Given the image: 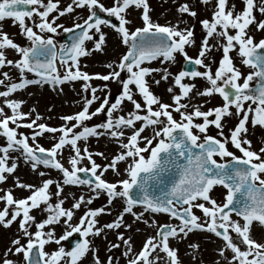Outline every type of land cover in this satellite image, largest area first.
I'll return each mask as SVG.
<instances>
[{"label":"snow or ice","instance_id":"1","mask_svg":"<svg viewBox=\"0 0 264 264\" xmlns=\"http://www.w3.org/2000/svg\"><path fill=\"white\" fill-rule=\"evenodd\" d=\"M242 2V10L236 11L235 3L229 6L228 0H214L211 20L205 18L200 21L206 35L202 38L198 56L193 58L185 49L186 45L195 42L193 28L186 27L181 30L177 26L182 22L180 20L177 25H162L153 21L149 14L148 0H114L111 6H105L101 0H71L63 9L57 7L60 0H47L46 3L45 0H0V19L12 18L30 41L29 46H21L9 38L7 33H0V67L5 64L14 65L20 74L18 82L9 83L6 91H0V96L8 97L10 93L24 89L27 85H56L78 80L84 82L83 90L91 93L90 96L83 97L84 103L80 111L61 117L66 123L59 127H50L45 123L37 124L36 120L26 123L24 126L39 130L32 132L31 145L28 136L24 133L18 134L16 127L9 126L10 122L16 124L17 120H22L30 113L19 110L23 101L5 99L4 103L11 109L12 114H3L4 109L0 108V114H3V118H0V130L6 138V144L0 146V182L6 180L5 173H13L17 168L16 158L10 157L9 152L10 149L17 150L33 170L43 165L62 173L63 184L56 183V196L60 195L63 185H82L88 186L96 196L101 192L106 193L108 204L112 203L113 198H124L126 206L114 221L104 225L108 229H118L123 223L125 213L132 214L138 220L144 219L143 212L134 211L136 205L142 206L145 212L168 214L170 218L179 221L178 224H158L152 220L151 224L157 226L156 235L149 236L141 250L133 254L127 264H153L150 256L158 249L168 257L167 264H181L177 249L170 246V238L183 240L194 230L208 231L222 238L223 245L218 252L224 256L226 250L231 251L229 264H264V243L257 242L250 235L254 222L264 227V157L261 155L264 154V147L259 151L251 150V141L246 135V125L249 121L253 127H264V51H258L264 50V39L254 43L253 37L246 33V29L254 21L258 29L264 30V20L256 21L253 15L254 8L257 7L255 0ZM202 3L208 4L209 0H202ZM74 6L87 8L89 14L72 27L56 24V16L49 19V14L54 10L63 16L73 12ZM132 6L142 10V26L134 30L126 26L130 23L126 19V10ZM258 7L264 14V0H260ZM101 12L115 17L119 23L115 24L103 18L99 15ZM178 12L196 16V12L190 9L187 3L181 4ZM25 18L33 21V24H26ZM102 25L115 29L127 50L118 61L107 64L110 69L107 73L90 74L81 70L79 58L93 49L102 50V45L106 43V33L102 31ZM34 28L39 29V33ZM58 28L69 34L70 43H60L57 47L53 35H43L55 34ZM230 30H234V34H230ZM214 35L223 38L225 42L222 43V58L213 74L211 67L205 64L204 57L215 47L208 43L209 38ZM86 41L94 42L93 49L86 47ZM5 48L14 49L19 53V58L15 61L6 59L3 51ZM233 50L237 51L244 65L253 69L243 77L242 83L239 82L242 73L234 67L230 56ZM175 53L182 54L189 63L204 66L206 70H181L173 75L168 68H152L145 65V62L160 58L161 63L171 62ZM58 59L59 64L64 67L63 74L57 67ZM26 72L34 74V78H27ZM152 73H161L160 79L152 81L157 85L161 80L167 81L170 76L173 77V84L178 86V91L171 86L167 89L172 94V104L163 102L151 91L146 77ZM2 75L9 77L8 72ZM185 77L205 78L211 86L197 91L196 95L211 96L218 93L224 103L206 111L200 107L193 108L191 112L185 111L184 109L191 105L182 103V100L189 97L195 87L194 84L182 82ZM93 78L103 81L111 79L121 84L122 91L114 102H110L107 95L102 99L96 95L98 87H93L90 83ZM254 79L255 88L250 85V81ZM3 83L4 80L0 79V84ZM107 87L105 84L99 90L103 91ZM137 95L141 97L140 100L136 99ZM97 100H100L99 105L90 111V106ZM125 100L131 103L132 109L127 111L126 115H114L121 109ZM245 102H249L247 107ZM233 107L235 112L232 111ZM173 111L179 114V120L174 118ZM97 114H105V120L88 126L85 121ZM231 115L236 116L238 123L229 129L230 135L225 137L222 120ZM194 118H202V122H196ZM71 121L75 122L67 123ZM209 125H214L223 139L207 134ZM150 127L152 134L143 135ZM193 129H197L198 133ZM45 132L56 134L52 137L51 147L46 148L38 143L37 138ZM104 135L113 138L120 150L109 163L100 165L93 159V153L88 147L85 145L82 149L78 142ZM229 141L242 153L241 156L228 149L226 145ZM66 147L70 150L68 167L58 159ZM96 154L103 156V153ZM84 158L90 162V166H79ZM9 159L13 161L10 165ZM121 162L125 165L123 170L119 167ZM109 169L117 176L123 172L125 178L115 182L107 181L103 177ZM83 173L90 174V178H82L79 174ZM53 183L52 179H46L42 186L35 187L17 180L16 186L34 189L30 195L19 199H14L11 191L0 195V200L5 201L4 208L0 210V224L10 226L20 217L19 230L28 238L26 244L21 243L20 237L13 239L11 243L15 247L6 251V257L8 252L14 251L22 253L27 264H59L65 258H68L67 264H77L90 250L88 237L101 234L102 228L96 227V218L110 209H88L79 218L78 223L73 225L70 223L73 210L62 207L63 200H58L55 204L49 202L48 190ZM218 185L226 189L223 203H218L210 196V191ZM86 199L91 203L92 197L81 195L76 199L73 208L78 209ZM42 202L46 204V209L43 210L49 214L42 221L36 222L30 210L38 208ZM9 206H14L11 213ZM194 208L200 209L202 216H197L193 212ZM233 213L240 219H233ZM62 217H66L62 222L67 225L62 235L57 238L54 229L44 231L46 225L61 222ZM144 222L150 221L145 219ZM32 223H35V232L29 231ZM124 227L130 225L125 224ZM74 233L81 239H78L70 250L61 246L51 253L44 251V246L49 241L59 245ZM233 233L235 239H239L245 246L243 249L234 242ZM117 239L128 245L123 253L127 257L132 251L131 238H124L123 233H118ZM111 247L119 245L111 244ZM189 247L196 248L198 245L190 244ZM93 251L95 253L96 250ZM112 262L113 258L109 257L108 264ZM0 264L14 262L5 258ZM95 264L105 262L96 256Z\"/></svg>","mask_w":264,"mask_h":264},{"label":"rangeland","instance_id":"2","mask_svg":"<svg viewBox=\"0 0 264 264\" xmlns=\"http://www.w3.org/2000/svg\"><path fill=\"white\" fill-rule=\"evenodd\" d=\"M190 1H194L195 4L202 3V0H148L150 6V16L153 21L158 22L162 25L164 24H172L177 25V21H182L177 25L181 30L186 27L193 28L194 31V43L185 46L186 52L189 56L195 58L198 56L199 49L201 47L202 38L206 35V32L203 30V27L200 23L201 20L207 18L208 15L212 18V12L214 11L213 2L214 0H209L208 4H204L202 8L197 9L194 6H190V9L196 12V16L192 17L189 14H181L178 12V7L181 4L187 3ZM240 1V5H239ZM47 0H45V3ZM105 6H111L114 3V0H101ZM70 3V0H60V3L57 5L59 9H63ZM232 3H235V10L241 11L243 8L242 0H228V5L231 6ZM257 7L254 8L253 15L256 18V21L264 20V14L259 11V3L260 0H255ZM42 10V9H41ZM87 8H79L74 6V11L71 13H65L63 16H60L59 13L54 10L49 14V19L53 16H56L55 20L56 24H60L63 27H72L74 23H78L81 21V18H86L88 15ZM142 10L136 9L134 6L130 7V9L126 10V19L130 21L126 26L130 29L134 30L136 27L142 26ZM26 19V24L32 25L33 21ZM38 17L36 18V22H38ZM9 21H13L12 18H4L0 19V33H7L9 38H11L15 43L21 46H29L30 41L27 37L21 32V29L18 23H12ZM35 31L39 33V29L34 28ZM102 31L106 33V43L102 45V50H94L93 49V41H86L85 45L88 49H93L87 55L80 57V68L82 71H86L90 74L92 73H107L110 69L107 67V64L113 63L114 61H118L123 54H125L127 50V46L121 42L119 34L110 26L102 25ZM246 33L249 36L253 37L254 43H258L259 40L264 39V30L258 29L256 27V22L246 29ZM65 33L62 28L57 29V33H43V35H53L54 40L57 43V47H59L62 42V37ZM230 34H234V30H230ZM23 41V43H21ZM223 38L213 36L209 38L208 43L214 45L213 49L206 54L204 57V61L206 65H209L213 71L218 67V62L222 58V43ZM10 50L5 53L6 59H11L15 61L19 58V53L15 52L14 49L5 48ZM3 49V50H5ZM175 58L173 61H164L160 62V59L154 60L151 62H145V65L152 68H168L169 72L173 75L178 74L179 71L182 70V64L185 61V58L180 53L174 54ZM230 56L233 60V65L237 69H239L242 73L240 83L243 82V77L246 76L250 71H253L252 68L246 66L242 63L241 57L237 54L236 50L230 52ZM57 67L61 74L64 72V67L59 64V60L57 61ZM200 71H205L204 66H200ZM4 72L9 73V77L5 78L2 74ZM25 76L29 79L34 78V75L31 73H25ZM124 76V73H122ZM161 73H152L146 77L148 80L151 91L161 98L163 102L172 104L171 101V93L167 91L168 87H173L178 91V86L173 84V77L170 76L167 81L161 80L160 84L157 85L152 81L154 79H160ZM0 79L4 80L3 84H0V91H6V86L12 82H18L20 79L19 70L15 68L14 65H7L0 67ZM185 83L194 84L195 87L193 91L190 93L189 97L184 98L182 103L190 104V107L184 109L185 111L191 112L193 108L200 107L201 110H208L210 108H215L217 106H221L224 101L223 98L218 93H213L211 96H197V91H202L205 87L211 86L208 84L205 78L196 77L189 78L185 77ZM255 79L250 81V85L255 84ZM84 82L82 80H78L75 82H64L63 84H32L27 85L24 89H18L13 93H10L8 97L0 96V108L4 109L3 114L11 115V109L4 103L5 99H14L23 101L20 107V111L25 113H30V115L25 116L22 120H17L16 124L10 122V127H16L17 133H24L29 137V143L32 144L31 134L34 131H39L38 128L33 127L32 129L24 126L26 123L36 120V123H45L50 127H59L60 125L66 123L61 119V117L65 115H73L76 112L80 111L84 100V96H90L91 93L85 92L82 88V84ZM93 87H98V91L96 95L101 99L107 95L110 102H114L115 98L119 96L122 91V86L119 82L115 80L103 81L98 78H93L90 81ZM220 83V82H218ZM107 84V88L103 91L99 90L103 85ZM160 86V87H159ZM164 87L161 91V88ZM137 100H140L141 97L139 95L136 96ZM100 103V100L95 101L90 106V111L94 110ZM249 102H245L246 107ZM253 107H255L253 105ZM132 109V105L130 102L125 100L122 103L121 109H118L114 115H126L127 111ZM232 111L235 112L234 107ZM3 114H0V118H3ZM174 118L177 120L180 119L179 114L173 111ZM251 115V114H250ZM39 116V119H37ZM213 117H210V119ZM196 122H202V118H194ZM105 120V114H97L92 117L90 120L85 121L88 126H92L98 123H101ZM75 121L67 122L69 124L74 123ZM224 124V135L228 137L230 135L229 129L235 127L238 123V120L235 115L225 116L222 120ZM17 125H20L17 127ZM139 126V123L137 124ZM248 128L247 138L251 141V150L259 151L261 147H264V127L255 126L253 127L250 123L246 125ZM194 132L198 133L197 129H193ZM219 130L214 125H209L207 129V134L217 136L219 139H223L218 135ZM152 134V128H147L143 135L150 136ZM56 135L53 133L45 132L41 136L37 138L38 143H40L44 147H51L53 140L52 137ZM203 135V134H201ZM19 138V136H18ZM101 141V142H100ZM103 141V142H102ZM83 149L86 145L88 150L93 153V159L100 165H104L109 163L111 158L118 153L119 145L116 143L113 138L104 135L101 137H90L87 141H79L78 142ZM155 143V141H154ZM6 144V138L3 135H0V146H4ZM141 146H143V141H141ZM230 151H232L235 155L241 156L242 153L236 149L231 142L226 145ZM247 147L248 145H244ZM69 149L66 147L63 150L62 156H58V159H61V162L68 167V155ZM10 157H15L17 162V168L13 173H5L6 180L0 182V195H4L7 191H11L13 193L14 199L25 198L31 194V191L34 189H28L25 187L16 186L17 180L23 184L33 185L35 187L42 186V183L46 179H52L54 183L49 186V194L50 200L49 202L55 204L58 200H63L64 203L62 207L65 209L73 210V218L70 221L71 224H76L79 221V218L88 210L95 209L98 207H106L110 209V211H105L101 213L96 218L98 223L96 227L102 228V232L100 235H90L88 239L90 240V250L84 257H82L77 264H95V257L98 256L99 259L105 264H108L109 257L113 258L112 264H127L128 259L132 258L133 254L138 253L144 242L149 236H155L157 232V226L155 224H151L152 220H155L158 224H178L179 221L175 218H170L168 214L164 213H156L152 214L150 212H145L142 206H134V211L137 213L143 212L144 219H137L130 213H125L123 216V223L118 229H108L104 227L107 223H111L116 219V217L122 212L123 208L126 206L125 200L122 197L113 198L111 204L107 203V194L101 192L100 195L96 196L88 186L82 185H63L62 191L59 196H56L57 192L56 183L59 182L63 184L62 181V173L59 170L53 169L51 167H46L43 165H39L36 170L31 168L30 163H27L23 156L20 155V152L17 150H9ZM96 153H103V156L97 155ZM2 155V153H0ZM264 157V154H261ZM107 157L108 159H105ZM218 160L219 157H216ZM225 159H230L229 157H225ZM12 159H9V165L12 163ZM79 166H90V162L84 158ZM121 170L125 167V165L121 162L119 164ZM99 171V170H98ZM40 173H43L41 175ZM109 182H115L118 179L125 178L123 172L120 176H117L112 170H108L104 177ZM86 189V194L89 197H92L91 203H88L87 200L81 203V206L77 208H73V204L78 199V193L81 192L80 189ZM65 191V192H64ZM226 189L223 186H214L212 189L210 196L215 199L218 203H223L225 199ZM203 202V201H201ZM5 206V201L0 200V210H2ZM207 206V205H206ZM14 206H9V213ZM46 209V204L44 202L38 208L31 209L30 214L35 217V221H42L49 214ZM193 212L197 216H202V212L200 209L194 208ZM233 219H240L235 216V214H231ZM20 217L17 218V221H14L10 226L5 227L0 224V261L5 258L11 259L14 264H27V261L23 259L22 253H15L14 251L8 252L7 257L5 253L8 249H14V245H12L11 241L16 237H20V241L22 244H26L27 237L23 236L21 230H19V221ZM66 217L61 218V222L54 223L52 225H46L44 231L47 232L51 229H54V235L58 238L63 234L64 230L67 228V225L63 224V220ZM148 219L150 222L145 223L144 220ZM74 222V223H73ZM31 223V222H30ZM130 225V227H124V225ZM36 226L35 223H32V226L29 228L30 232H35ZM231 231V230H230ZM123 233L124 238H131L130 245L132 251L126 257L123 253L127 250L128 245H125L122 240L117 239V234ZM250 235L257 242L264 243V227H261L258 222H254L250 229ZM236 242L242 249L245 247L239 239H235ZM77 239L80 238L78 234L74 233L72 237L69 239ZM69 239L65 241H61L60 244H56L54 241H49L44 246V251L51 253L57 250L59 247L63 246L66 250H70L71 246L69 244ZM215 240V242L223 245L222 238H218L214 233L204 231V230H194L192 233L183 239L176 240L174 238H170V246L177 249V255L181 264H185L183 261V257L188 259V264H214L215 256L219 252L210 251V246L207 245L208 241ZM111 244H118L119 247H111ZM190 244H197L198 247L192 248L189 247ZM95 249V253L93 251ZM232 253L230 250H226L224 256H220V264H229V259ZM159 257L160 259H157ZM67 259H62L59 264H67ZM150 259L153 260V264H167L168 257L165 253L160 251L159 249L153 252L150 256ZM182 259V260H181ZM191 260V261H190Z\"/></svg>","mask_w":264,"mask_h":264},{"label":"bare ground","instance_id":"3","mask_svg":"<svg viewBox=\"0 0 264 264\" xmlns=\"http://www.w3.org/2000/svg\"><path fill=\"white\" fill-rule=\"evenodd\" d=\"M70 2H71V0H70ZM188 5H190V6H194V8L196 7L197 9H199V8H202L203 6H206V5H204V4H201V3H196L195 4V2L194 1H190V3L188 4ZM239 5H240V1H239ZM207 19H209V20H211V16L210 15H208L207 16ZM9 22H12V23H14L13 21H9ZM21 43H23V41L21 42ZM210 44V43H209ZM3 51H5V53H7V52H9L10 50H8L7 51V49H5V50H3ZM160 87V86H159ZM164 87H162L161 88V91H162V89H163ZM170 94V93H169ZM172 101V100H171ZM101 142V141H100ZM103 142V141H102ZM81 190V192H79L78 193V198L81 196V195H84L86 198H88L89 196H88V194H86V189L84 188V189H80ZM65 192V191H64ZM87 200V199H86ZM105 214V213H104ZM73 218V217H72ZM74 223V222H73ZM207 245H209L210 246V251L211 252H214V251H217L218 252V249L222 246L220 243H217V242H215V240H211V241H208V244ZM220 254L218 253V254H216V256L214 257L215 258V263L214 264H220L219 262H220ZM182 260V259H181ZM183 261H184V263L185 264H188L189 263V261H188V259L186 260V257L184 258L183 257ZM191 261V260H190ZM224 264V263H223Z\"/></svg>","mask_w":264,"mask_h":264},{"label":"water","instance_id":"4","mask_svg":"<svg viewBox=\"0 0 264 264\" xmlns=\"http://www.w3.org/2000/svg\"><path fill=\"white\" fill-rule=\"evenodd\" d=\"M99 15H101L105 19L111 20L112 23H115L116 24V21H115V18L114 17H109L106 14H102V13H99ZM68 36H69V34L67 33L64 40H68ZM69 43H70V41H69ZM258 51H264V50H258ZM191 69L198 70V65H195L194 63H189L188 61H186L185 64H184V70H191ZM255 86L253 88H255ZM0 132H2V130H0ZM80 175L82 176V178H85V177L90 178V174H87V173H83V174H80ZM156 194L158 195L159 192L157 191ZM76 241H77V239L71 240L72 247L74 246V244H75ZM35 255H36V252L34 250L33 256H35Z\"/></svg>","mask_w":264,"mask_h":264}]
</instances>
